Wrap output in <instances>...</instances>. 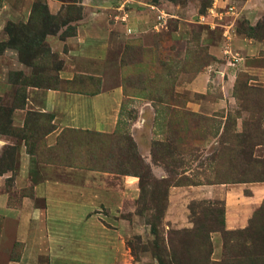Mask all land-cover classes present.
Returning a JSON list of instances; mask_svg holds the SVG:
<instances>
[{
    "label": "rangeland",
    "instance_id": "obj_1",
    "mask_svg": "<svg viewBox=\"0 0 264 264\" xmlns=\"http://www.w3.org/2000/svg\"><path fill=\"white\" fill-rule=\"evenodd\" d=\"M0 200V264H264V0H0Z\"/></svg>",
    "mask_w": 264,
    "mask_h": 264
},
{
    "label": "crops",
    "instance_id": "obj_2",
    "mask_svg": "<svg viewBox=\"0 0 264 264\" xmlns=\"http://www.w3.org/2000/svg\"><path fill=\"white\" fill-rule=\"evenodd\" d=\"M114 90H115V92L112 91V90L110 92V90H109V91H106V92H98V93H95V94L88 95L87 96V100H86L87 105L86 106L81 105V106L77 107V108H79V110H77V112H79V111H81V112L78 113V115H77L78 117L76 119H79V121H76V122L81 123L82 127H84V126L88 127V128L92 127L93 129H97V130H100V131H104L108 125L110 126L111 125V121L109 120V117H110V114L114 111V109H112V110L108 109L106 111V114L108 115V117H106V116L105 117L104 116L103 117L98 116L97 115V111L99 110V108H102L105 104H110V100H112V99L116 100L115 101L116 106H117V103L120 104V98H119V95L117 93L118 89H114ZM51 91H53V90H51ZM66 93L70 94L69 92H66ZM104 99H105V102L102 103V100H104ZM71 104L72 103L70 102L69 98L64 104V106H67V108H68V109H65L66 110V115L63 117V119H65L66 121H68L70 119V117H71V119L74 118V114L69 111V109L72 108ZM118 108H119V105H118ZM60 118H61V116L57 115L56 113L54 114V118L52 119V123L55 126L52 129L53 132H54V130L56 131L57 129L60 128V124H58V121H59ZM70 122L71 121L66 122L64 125L77 127L75 125H68ZM22 172H24L23 169H22ZM5 202H6V200H0V206H2Z\"/></svg>",
    "mask_w": 264,
    "mask_h": 264
},
{
    "label": "trees",
    "instance_id": "obj_3",
    "mask_svg": "<svg viewBox=\"0 0 264 264\" xmlns=\"http://www.w3.org/2000/svg\"><path fill=\"white\" fill-rule=\"evenodd\" d=\"M16 28H18V27H16ZM20 29V28H19ZM21 30V29H20ZM21 34V33H20ZM19 34V35H20ZM31 34H33V33H31ZM28 36V34H25L24 32H23V35H22V37L20 36L19 38H15L14 39V44H13V47H16V48H18L19 49V45H20V43L21 42H23V40H25L26 39V37ZM38 40V39H37ZM40 41V40H39ZM18 43V44H17ZM53 127H55L54 125H53ZM53 129V128H52ZM223 211H224V208H221V212H222V215L224 214L223 213ZM222 222H224V220H222Z\"/></svg>",
    "mask_w": 264,
    "mask_h": 264
},
{
    "label": "built area",
    "instance_id": "obj_4",
    "mask_svg": "<svg viewBox=\"0 0 264 264\" xmlns=\"http://www.w3.org/2000/svg\"><path fill=\"white\" fill-rule=\"evenodd\" d=\"M230 8H231V7H230ZM229 60L234 61V60H232V58H230V57H229Z\"/></svg>",
    "mask_w": 264,
    "mask_h": 264
}]
</instances>
